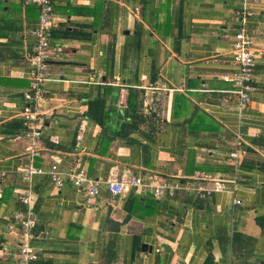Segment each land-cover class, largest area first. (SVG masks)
Wrapping results in <instances>:
<instances>
[{"label": "crops", "instance_id": "crops-1", "mask_svg": "<svg viewBox=\"0 0 264 264\" xmlns=\"http://www.w3.org/2000/svg\"><path fill=\"white\" fill-rule=\"evenodd\" d=\"M241 1L53 0V59L33 164L66 170L77 160L103 181L151 174L208 186L200 173L226 180V192L195 198L151 187L112 196L105 186L84 197L47 175L22 180L28 81L19 75L39 12L31 0H0V264H17L23 229L12 215L26 212L18 200L26 191L43 234L30 242L38 256L30 264H264V0L243 23ZM240 28L253 38L255 63L242 109L232 60ZM232 151L242 153L236 163L227 162ZM108 212L129 219L113 232Z\"/></svg>", "mask_w": 264, "mask_h": 264}, {"label": "built area", "instance_id": "built-area-1", "mask_svg": "<svg viewBox=\"0 0 264 264\" xmlns=\"http://www.w3.org/2000/svg\"><path fill=\"white\" fill-rule=\"evenodd\" d=\"M258 0H242L237 15L243 23L246 18L254 14L253 5ZM38 8L39 17L36 28L32 31L34 43L27 58V70L20 73V77L28 81V88L22 93L23 108L21 117L23 120V135L29 143V163L20 170L22 180L29 182L32 175H47L55 188L62 187L65 183L74 187L76 193L84 197H95L101 186H105L112 196L123 194L130 188L139 190L143 187H151L155 195L168 193L173 195L177 192H187L195 198H203L214 192H226V180L221 176L206 178L200 173L196 177L198 181H210L208 186L198 182L194 185L180 183L170 179L158 178L148 174L145 177L130 176L126 180H101L92 179L87 172L79 167L76 160L66 170H61L57 164H51L47 169L35 166L34 159L40 156V137L44 125L42 109L45 103L44 84L48 80L49 64L53 59L51 52L52 27L54 22L53 0H31ZM254 41L251 35L243 28L238 29L232 40V60L237 66V72L233 77L236 86L234 93L238 99L239 108H244L250 101L253 91L254 70ZM226 80H228L226 78ZM242 157V153L232 151L229 153L227 162L236 163ZM230 193L234 192L229 191ZM21 204L27 207L24 214L14 212L12 217L22 225V236L18 247L17 264H30L38 256L30 245L32 239H40L43 234L34 230L31 216L32 195L30 191L18 195ZM234 204H241L240 200H234ZM4 249L0 248V256Z\"/></svg>", "mask_w": 264, "mask_h": 264}, {"label": "trees", "instance_id": "trees-1", "mask_svg": "<svg viewBox=\"0 0 264 264\" xmlns=\"http://www.w3.org/2000/svg\"><path fill=\"white\" fill-rule=\"evenodd\" d=\"M136 106H137V103H136V93L130 89L128 91L125 112H126V114H128V116L131 119V121L133 120L132 118H133L134 112L136 111ZM128 130L129 131H133L134 130L133 126H130V128ZM109 249H110L109 247H108V249H106V251L108 252V254L110 253Z\"/></svg>", "mask_w": 264, "mask_h": 264}, {"label": "water", "instance_id": "water-1", "mask_svg": "<svg viewBox=\"0 0 264 264\" xmlns=\"http://www.w3.org/2000/svg\"><path fill=\"white\" fill-rule=\"evenodd\" d=\"M111 209H109L110 211ZM109 214L110 212L107 213V218H106V223H108L110 225V231H113V232H116L119 230V227L126 223L129 219V215L122 221V222H117V221H114L112 219H109Z\"/></svg>", "mask_w": 264, "mask_h": 264}]
</instances>
